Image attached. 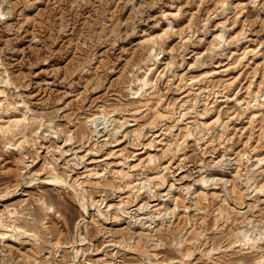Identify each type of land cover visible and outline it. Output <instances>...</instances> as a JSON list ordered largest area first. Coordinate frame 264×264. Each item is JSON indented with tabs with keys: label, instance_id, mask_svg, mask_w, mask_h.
Returning a JSON list of instances; mask_svg holds the SVG:
<instances>
[{
	"label": "rangeland",
	"instance_id": "1",
	"mask_svg": "<svg viewBox=\"0 0 264 264\" xmlns=\"http://www.w3.org/2000/svg\"><path fill=\"white\" fill-rule=\"evenodd\" d=\"M73 262L264 264V0H0V264Z\"/></svg>",
	"mask_w": 264,
	"mask_h": 264
},
{
	"label": "bare ground",
	"instance_id": "2",
	"mask_svg": "<svg viewBox=\"0 0 264 264\" xmlns=\"http://www.w3.org/2000/svg\"><path fill=\"white\" fill-rule=\"evenodd\" d=\"M25 114H26V112H25ZM52 175V174H51ZM65 179V178H64ZM62 177H60V176H58V175H52V176H50V177H47V178H45V180L46 181H48L49 183H55V184H61V183H63V182H65V180H64ZM65 183H67V182H65ZM203 183L205 184V181H203ZM73 189V188H72ZM74 190V189H73ZM74 192H77V191H74ZM81 193H82V191H81ZM81 193H79V192H77V194L80 196V197H82V208L85 210V208H86V203H85V196H83ZM99 211V210H98ZM84 238V237H83ZM81 239V241L82 240H84V239ZM72 250H73V258H77V255H78V253H79V249H75L74 248V246H73V248H72ZM73 264H76L75 262H73Z\"/></svg>",
	"mask_w": 264,
	"mask_h": 264
}]
</instances>
